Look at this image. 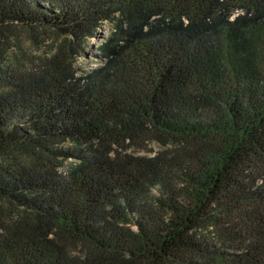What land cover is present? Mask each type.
<instances>
[{"label":"trees","instance_id":"obj_1","mask_svg":"<svg viewBox=\"0 0 264 264\" xmlns=\"http://www.w3.org/2000/svg\"><path fill=\"white\" fill-rule=\"evenodd\" d=\"M0 264H264V0H0Z\"/></svg>","mask_w":264,"mask_h":264},{"label":"rangeland","instance_id":"obj_2","mask_svg":"<svg viewBox=\"0 0 264 264\" xmlns=\"http://www.w3.org/2000/svg\"><path fill=\"white\" fill-rule=\"evenodd\" d=\"M114 25L109 22H103L101 26L97 28L94 37L89 38L86 41L85 48L82 55L77 60L76 64L80 65L78 68V73L80 71H90L95 68L104 65L107 62V58L102 55L99 46L104 42L108 36L112 33ZM162 145L157 140H150L146 142V146H142L139 149V153H145L147 155L152 154V150L160 149ZM69 162L66 163V165Z\"/></svg>","mask_w":264,"mask_h":264}]
</instances>
